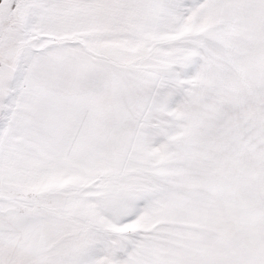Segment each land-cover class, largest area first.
I'll return each mask as SVG.
<instances>
[{"label":"snow or ice","instance_id":"6c2138e0","mask_svg":"<svg viewBox=\"0 0 264 264\" xmlns=\"http://www.w3.org/2000/svg\"><path fill=\"white\" fill-rule=\"evenodd\" d=\"M0 264H264V0H0Z\"/></svg>","mask_w":264,"mask_h":264}]
</instances>
